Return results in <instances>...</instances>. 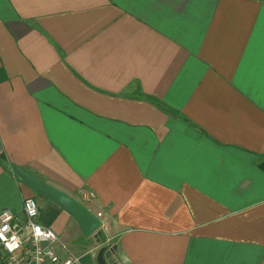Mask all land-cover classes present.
I'll return each instance as SVG.
<instances>
[{
	"label": "crops",
	"instance_id": "crops-1",
	"mask_svg": "<svg viewBox=\"0 0 264 264\" xmlns=\"http://www.w3.org/2000/svg\"><path fill=\"white\" fill-rule=\"evenodd\" d=\"M0 158V213L38 195L20 169L118 264H264V0H0ZM40 197L58 252L96 261Z\"/></svg>",
	"mask_w": 264,
	"mask_h": 264
},
{
	"label": "built area",
	"instance_id": "built-area-1",
	"mask_svg": "<svg viewBox=\"0 0 264 264\" xmlns=\"http://www.w3.org/2000/svg\"><path fill=\"white\" fill-rule=\"evenodd\" d=\"M40 215L33 197L24 199L22 215L9 210L0 213V228L5 229L6 237L0 240V264H82L83 257L72 253L63 257L58 252L59 239L52 229L39 224ZM37 227L40 233H36Z\"/></svg>",
	"mask_w": 264,
	"mask_h": 264
},
{
	"label": "water",
	"instance_id": "water-1",
	"mask_svg": "<svg viewBox=\"0 0 264 264\" xmlns=\"http://www.w3.org/2000/svg\"><path fill=\"white\" fill-rule=\"evenodd\" d=\"M14 173L38 195L57 204L60 208L71 215V217H73L79 224L86 238H93L96 241V244L99 247L96 257L97 264H118L114 258V254L118 247L114 245L112 248L108 249L103 246V241L107 240V234L103 227V222L85 205L54 187L37 181L31 175L20 169H14Z\"/></svg>",
	"mask_w": 264,
	"mask_h": 264
},
{
	"label": "rangeland",
	"instance_id": "rangeland-1",
	"mask_svg": "<svg viewBox=\"0 0 264 264\" xmlns=\"http://www.w3.org/2000/svg\"><path fill=\"white\" fill-rule=\"evenodd\" d=\"M35 200L37 201L38 206H40V203H41V202L45 201L44 199H42V198H41L40 196H38V195L35 197ZM105 247H106V246H105ZM106 248H109V246L106 247ZM78 256H79V255H78ZM91 256H92V255H91ZM91 256H87V257L82 258V264H97V262H96L95 260H93Z\"/></svg>",
	"mask_w": 264,
	"mask_h": 264
},
{
	"label": "clouds",
	"instance_id": "clouds-1",
	"mask_svg": "<svg viewBox=\"0 0 264 264\" xmlns=\"http://www.w3.org/2000/svg\"><path fill=\"white\" fill-rule=\"evenodd\" d=\"M5 231V229L0 228V240L6 239V237H4L3 232ZM36 233H40L41 232V228L37 227L35 229ZM49 235H51V233H49ZM11 250V249H10ZM68 264H71V261L68 262Z\"/></svg>",
	"mask_w": 264,
	"mask_h": 264
},
{
	"label": "trees",
	"instance_id": "trees-1",
	"mask_svg": "<svg viewBox=\"0 0 264 264\" xmlns=\"http://www.w3.org/2000/svg\"><path fill=\"white\" fill-rule=\"evenodd\" d=\"M0 162H1V163L4 162V161H3V158H0Z\"/></svg>",
	"mask_w": 264,
	"mask_h": 264
}]
</instances>
